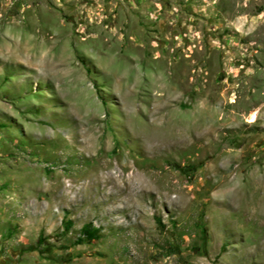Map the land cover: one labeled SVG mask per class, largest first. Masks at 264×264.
I'll return each mask as SVG.
<instances>
[{
  "label": "rangeland",
  "instance_id": "obj_1",
  "mask_svg": "<svg viewBox=\"0 0 264 264\" xmlns=\"http://www.w3.org/2000/svg\"><path fill=\"white\" fill-rule=\"evenodd\" d=\"M0 264H264V0H0Z\"/></svg>",
  "mask_w": 264,
  "mask_h": 264
},
{
  "label": "trees",
  "instance_id": "obj_2",
  "mask_svg": "<svg viewBox=\"0 0 264 264\" xmlns=\"http://www.w3.org/2000/svg\"><path fill=\"white\" fill-rule=\"evenodd\" d=\"M69 228H70V224L66 226V230H68ZM80 233H81V239H78L77 244H81L83 240L93 241L98 238V235H97L98 231L91 228L90 226H83Z\"/></svg>",
  "mask_w": 264,
  "mask_h": 264
},
{
  "label": "bare ground",
  "instance_id": "obj_3",
  "mask_svg": "<svg viewBox=\"0 0 264 264\" xmlns=\"http://www.w3.org/2000/svg\"><path fill=\"white\" fill-rule=\"evenodd\" d=\"M183 142V141H182ZM111 175V174H110Z\"/></svg>",
  "mask_w": 264,
  "mask_h": 264
}]
</instances>
